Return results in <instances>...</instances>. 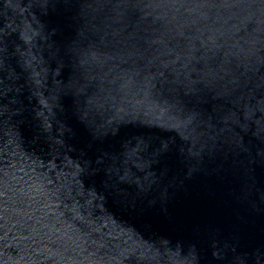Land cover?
<instances>
[{
    "label": "water",
    "instance_id": "water-1",
    "mask_svg": "<svg viewBox=\"0 0 264 264\" xmlns=\"http://www.w3.org/2000/svg\"><path fill=\"white\" fill-rule=\"evenodd\" d=\"M0 264H264V0H0Z\"/></svg>",
    "mask_w": 264,
    "mask_h": 264
}]
</instances>
